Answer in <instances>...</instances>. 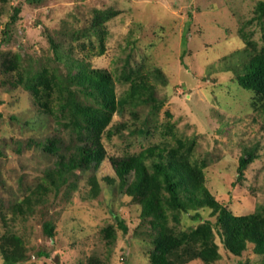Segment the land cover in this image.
Instances as JSON below:
<instances>
[{
    "label": "rangeland",
    "instance_id": "1",
    "mask_svg": "<svg viewBox=\"0 0 264 264\" xmlns=\"http://www.w3.org/2000/svg\"><path fill=\"white\" fill-rule=\"evenodd\" d=\"M18 3L21 12L11 25L14 40L7 45L2 31ZM259 3L264 0H43L36 5L24 0L0 1V58L21 55L18 70L23 76V85L16 89L0 83V214L29 250L31 260L24 264H86L89 259L96 264H149L153 247L148 235L153 232L140 220V205L121 194L125 182L116 177L112 164L126 161L136 170L133 155L163 140L175 145L176 138L187 146L192 144L191 159L198 165L205 163V188L232 215L264 210V119L253 107V93L238 85L230 68L239 62L231 54L245 45L240 29L262 46L264 14L258 19ZM98 12L111 13L103 25L102 55L98 54L99 39L90 29ZM48 37L59 44L61 53L70 50L72 58L84 60L90 68L108 71L117 96L128 88L121 79L123 72L141 68L143 75L149 74L156 98L164 105L150 117L152 134H125L111 140L103 137L95 162L97 165L104 156L99 166L76 172L69 186L62 187L57 196L51 193L45 207L38 208L32 217L12 219L8 206L39 183L53 164V158L39 148L25 149L26 141H43L56 134L64 143L69 142V130L38 114L26 89L38 85L34 74L53 59ZM29 58L31 62L26 60ZM155 69L162 80L154 76ZM15 72L9 76L0 72V81L14 78ZM131 112L140 124L149 108L127 110L123 117L113 116L112 123L133 121ZM166 125L172 137L162 136ZM19 142L21 153L15 151ZM256 145L259 157L232 188L243 150ZM92 175L100 185L95 197H91L87 183ZM39 211H46L45 216ZM209 212L201 211L199 221L188 214L178 229L196 228L209 219ZM117 218L127 227L126 234L119 229ZM44 219L54 224L52 239L42 234ZM106 227L115 231L110 244L102 233ZM3 231L0 222V233ZM211 240L219 246L220 254L211 264H237L238 260L260 264V257L251 249L240 258L230 255L215 234L211 239L199 237L187 242L170 252L168 259L173 264H205L200 251ZM38 250L47 256L37 258L34 252Z\"/></svg>",
    "mask_w": 264,
    "mask_h": 264
},
{
    "label": "trees",
    "instance_id": "2",
    "mask_svg": "<svg viewBox=\"0 0 264 264\" xmlns=\"http://www.w3.org/2000/svg\"><path fill=\"white\" fill-rule=\"evenodd\" d=\"M24 1L36 5L43 0ZM21 8L20 3L13 8L10 21L2 31V40L7 45L12 44L14 40L11 25L16 21ZM257 11L260 19L264 14V3L258 4ZM110 15L111 13H95L90 26L99 39V55L104 52L103 25ZM239 33L245 45L231 54V57H236L239 62L234 63V68H230L235 72L238 85L253 93V107L261 112L264 119V36L262 46H258L249 40V36L242 29ZM48 44L53 52V59L50 60V65L41 66L34 74L38 85L27 86L26 89L31 94L32 105L38 114L53 118L58 126L69 130V142L64 143L56 134L45 137L43 141H26L25 149L39 148L41 152L53 158V164L43 172L39 183L28 187L19 201L8 206L12 219L20 217L25 220L32 217L38 208L47 204L51 193L57 196L62 187L69 186L70 178L76 172L90 171L99 166L104 156L97 165L95 162L102 149L103 137L111 140L125 134H152L153 131L148 127L150 117L158 113L164 105L163 101L156 98V87L149 83V74L143 75L141 68L123 72L121 79L128 83V88L117 96L112 75L108 71L90 68L84 60L72 58L70 50L61 53L59 44L50 37ZM21 58V55L15 58H0L2 74L9 76L16 71L14 78L0 81L1 85H8L11 89L23 85V76L18 70ZM26 60L32 61L31 58ZM52 61L55 65L51 64ZM238 64L239 69L236 70ZM153 73L156 78L162 80L158 69ZM142 107L149 108V114L140 124L134 112H131L133 121L112 123L113 116L123 117L127 110ZM164 128L162 136L166 134L172 137L171 128L168 125ZM261 128L264 130V125ZM173 140L175 145L163 140L133 155L138 164L136 170L130 168L126 161L112 164L116 177L125 182L120 189L121 194L140 205V220L143 224L148 223L153 232L148 235L153 247L148 256L149 264H173L168 259L170 252L199 237L211 239L214 234L230 255L240 258L243 252L251 249L253 255L260 257V264H264V210L244 216L232 215L224 205L217 203L205 188L202 174L205 163L198 165L191 159L192 144L187 146L183 140ZM258 148L256 145L243 150L244 153L238 160L236 179L231 184L232 188L244 179L248 167L259 157ZM22 150L19 142L15 151L21 153ZM87 183L91 197L97 196L100 185L96 177L92 175ZM207 210L210 211L209 219H205L201 225L187 231L178 229L181 220L188 214H194V220L199 221L201 211ZM45 214L46 211H39V215ZM211 218H214V221ZM170 221L172 225H169ZM0 222L4 228L0 233V257L3 264H24L30 261L27 246L19 235L9 229L5 215L0 214ZM117 223L119 229L126 234L128 230L124 222L117 218ZM41 231L46 238L52 239L55 235L53 222L44 219L41 222ZM114 232L112 227L102 230L108 244L113 242ZM218 251L219 246L211 240L201 249L200 257L205 264H211L220 258ZM34 255L37 258L47 256L41 250L34 252ZM86 264L96 263L89 259ZM237 264L245 262L238 260Z\"/></svg>",
    "mask_w": 264,
    "mask_h": 264
}]
</instances>
